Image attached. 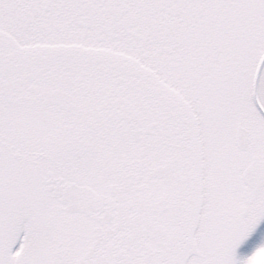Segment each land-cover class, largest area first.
<instances>
[{"label":"snow or ice","instance_id":"snow-or-ice-1","mask_svg":"<svg viewBox=\"0 0 264 264\" xmlns=\"http://www.w3.org/2000/svg\"><path fill=\"white\" fill-rule=\"evenodd\" d=\"M0 264H264V0H0Z\"/></svg>","mask_w":264,"mask_h":264}]
</instances>
